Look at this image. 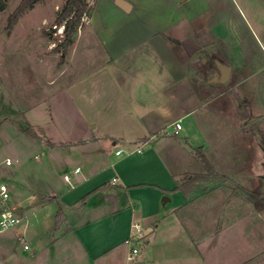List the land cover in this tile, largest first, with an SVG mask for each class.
Returning a JSON list of instances; mask_svg holds the SVG:
<instances>
[{
    "label": "crops",
    "instance_id": "obj_1",
    "mask_svg": "<svg viewBox=\"0 0 264 264\" xmlns=\"http://www.w3.org/2000/svg\"><path fill=\"white\" fill-rule=\"evenodd\" d=\"M113 2L118 22L111 49L106 47L113 74L97 78L98 123L87 125L89 133L67 140L53 138L46 132L50 127L41 126L39 132L31 128L37 136L31 135L30 143L38 147L33 169L38 189L18 195L12 203L37 218L33 225L24 221L0 234V264H145L158 256L147 250L139 259L141 245L160 243L161 230L177 225L201 255L202 240H196L179 217L189 198L177 184L187 174L204 172L194 148L200 147L208 157L218 144L211 118L225 123L224 113L234 114L238 128L246 130L243 123L250 111L240 112L230 99L244 79L229 84L232 69L216 53L199 58L202 50L212 52L209 44L226 32L222 23L196 30L197 16L182 9L183 0ZM208 67L229 70V80L220 83L222 76L211 73L206 78ZM105 98L111 102L105 103ZM178 121L182 128L176 134ZM27 125L20 128L22 135ZM256 144L248 169L264 153ZM118 149L122 154H116ZM12 165L13 161L8 166ZM60 205L64 215L56 227ZM134 246L139 253L131 260ZM220 248H212L210 254Z\"/></svg>",
    "mask_w": 264,
    "mask_h": 264
},
{
    "label": "rangeland",
    "instance_id": "obj_2",
    "mask_svg": "<svg viewBox=\"0 0 264 264\" xmlns=\"http://www.w3.org/2000/svg\"><path fill=\"white\" fill-rule=\"evenodd\" d=\"M21 1L8 0L0 12V183L8 184L14 200L38 189L33 182L38 147L30 143L31 135L20 131L27 121L32 125L28 128L38 132L41 126L52 128L46 132L61 140L89 133L87 125L98 123L97 78L113 74L106 47L111 49L118 22L114 0H88L91 16L84 14L76 43L65 53L60 46L64 25L55 21L65 0H40L10 29L9 15ZM183 1L182 9L197 16L196 30L222 23L223 39L209 44L212 52L207 48L197 55L201 60L210 53L223 58L232 69L229 84L244 79L230 99L240 112L250 113L243 123L246 134L234 114L225 112V123L211 118L218 144L208 159L232 175L219 183H204L179 213L191 235L202 240L200 257L190 236L177 225L161 230L160 243L141 245L139 259L148 250L158 257L145 264H264V153L259 163L246 168L256 142L264 147V0ZM218 70L208 67L205 77L225 73ZM107 99L105 103L111 102ZM36 218L27 213L22 224L33 225ZM217 246L222 249L210 254ZM1 252L0 242V259Z\"/></svg>",
    "mask_w": 264,
    "mask_h": 264
},
{
    "label": "trees",
    "instance_id": "obj_3",
    "mask_svg": "<svg viewBox=\"0 0 264 264\" xmlns=\"http://www.w3.org/2000/svg\"><path fill=\"white\" fill-rule=\"evenodd\" d=\"M40 0H22L16 9L9 15L10 29H13L19 22L20 18L28 9H32ZM8 7V0H0V12ZM92 8L89 6L88 0H65L62 10L56 18V25H64L63 37L60 46L63 52L67 53L69 47L76 42L79 28L82 26V18L84 14L91 15ZM247 114H242V119H246ZM27 132L37 137L31 128ZM194 153L197 159L203 165L205 171L195 174H187L178 180L177 189L182 191L186 197L196 192L204 183H219L226 179V176L221 174L214 164L208 159L205 152L200 148H194ZM242 186H238V188ZM63 208L60 205L56 215V227L61 223L63 218Z\"/></svg>",
    "mask_w": 264,
    "mask_h": 264
},
{
    "label": "built area",
    "instance_id": "obj_4",
    "mask_svg": "<svg viewBox=\"0 0 264 264\" xmlns=\"http://www.w3.org/2000/svg\"><path fill=\"white\" fill-rule=\"evenodd\" d=\"M181 128H182L181 121L176 122L175 123L176 134L179 133V130ZM122 152H123L122 149L116 150L117 155L122 154ZM5 162L8 165L12 163V161L9 158H7ZM79 170L80 168H76V171ZM64 178L66 180H69L70 176L68 174H65ZM116 180L117 179L114 178V181ZM12 200L13 198L8 184L6 182H1L0 183V234H3L9 229L21 224L27 216V213H21L19 211L18 206L14 205L12 203ZM136 227L139 228V224H137ZM25 248L29 249V245L25 244ZM138 253H139V248L136 246L132 247L129 259L133 260Z\"/></svg>",
    "mask_w": 264,
    "mask_h": 264
},
{
    "label": "water",
    "instance_id": "obj_5",
    "mask_svg": "<svg viewBox=\"0 0 264 264\" xmlns=\"http://www.w3.org/2000/svg\"><path fill=\"white\" fill-rule=\"evenodd\" d=\"M229 77H230V71L228 70L217 81L220 82V83H225V82H227L229 80ZM263 150H264V147H263Z\"/></svg>",
    "mask_w": 264,
    "mask_h": 264
}]
</instances>
